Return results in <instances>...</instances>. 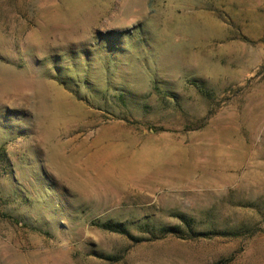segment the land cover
Returning a JSON list of instances; mask_svg holds the SVG:
<instances>
[{"label": "rangeland", "instance_id": "rangeland-1", "mask_svg": "<svg viewBox=\"0 0 264 264\" xmlns=\"http://www.w3.org/2000/svg\"><path fill=\"white\" fill-rule=\"evenodd\" d=\"M0 264H264V0H0Z\"/></svg>", "mask_w": 264, "mask_h": 264}, {"label": "trees", "instance_id": "trees-1", "mask_svg": "<svg viewBox=\"0 0 264 264\" xmlns=\"http://www.w3.org/2000/svg\"><path fill=\"white\" fill-rule=\"evenodd\" d=\"M104 228H105L106 230H110V231L113 230L112 227H111L110 225H105ZM118 232H119V231H118Z\"/></svg>", "mask_w": 264, "mask_h": 264}]
</instances>
